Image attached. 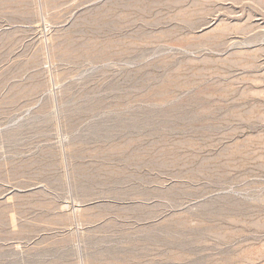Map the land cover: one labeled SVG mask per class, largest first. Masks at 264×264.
<instances>
[{"label":"rangeland","instance_id":"374dc122","mask_svg":"<svg viewBox=\"0 0 264 264\" xmlns=\"http://www.w3.org/2000/svg\"><path fill=\"white\" fill-rule=\"evenodd\" d=\"M0 264H264V0H0Z\"/></svg>","mask_w":264,"mask_h":264}]
</instances>
